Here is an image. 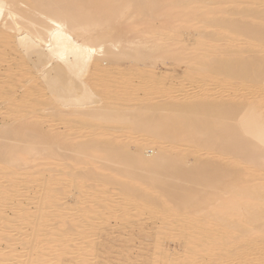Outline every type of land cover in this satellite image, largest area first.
<instances>
[{
    "label": "bare ground",
    "instance_id": "1",
    "mask_svg": "<svg viewBox=\"0 0 264 264\" xmlns=\"http://www.w3.org/2000/svg\"><path fill=\"white\" fill-rule=\"evenodd\" d=\"M137 2L144 13L152 8L141 24L163 16L169 33L194 24L193 39L182 36L164 51L174 64L185 61L179 84H165L169 75L145 67L130 74L143 76L138 83L85 78L89 71L113 73L117 66L110 61L118 55L137 59L129 49L145 51L126 38L138 29L129 25L119 33L124 41L107 50L115 39L108 19L93 9L119 3L124 15ZM65 146L76 155L58 157ZM130 159L133 168L112 169ZM187 172L191 185L178 200L176 190L169 198L170 191L161 192L168 186H161L167 198L158 210L180 219L183 209L199 205L181 217L191 243L185 263L230 264L243 252L247 264L264 261V0H0V182L7 183H0V240L6 245L0 259L60 264L68 254L73 264H99L91 260L97 242L87 238L105 231L110 216H151L144 201L150 187L135 188L126 199L110 188L77 183L130 177L168 185ZM64 181L81 197L72 204L62 201L57 185H37L35 206L20 200L29 184ZM17 241L25 246L21 252ZM42 243L49 248L42 250ZM83 246L94 247L92 258L75 253Z\"/></svg>",
    "mask_w": 264,
    "mask_h": 264
},
{
    "label": "rangeland",
    "instance_id": "2",
    "mask_svg": "<svg viewBox=\"0 0 264 264\" xmlns=\"http://www.w3.org/2000/svg\"><path fill=\"white\" fill-rule=\"evenodd\" d=\"M113 6L114 7H105L102 5H97L93 7V9L95 10L94 12L97 15L99 14V16H102L108 19L106 20V22L108 21L106 23L107 25L106 29L108 30L109 28V30L112 31L110 35L115 39L113 43H109L106 45L107 50L113 49L115 45L119 43L118 41H124L125 37H122L123 34L121 35L122 38L119 39L120 37L119 33H123L122 28L125 29V27L129 25L130 28L132 27L131 30H133V28H138L140 31L136 29V31L130 32V34H128L126 38L135 40L137 43L140 44V47H142L143 50L145 51H140L141 49L140 47H138L140 49H136V48L129 49L130 51L128 52L130 54L129 57L136 56L138 57L137 59L135 58L134 60H127L124 58V55H118L114 57L113 62L110 61L111 65H114V66L116 65L117 66L116 68L119 71H117L116 69L113 73H108V72L103 71L101 73H95V74H93L92 71H89L85 75V78H90L94 76V78H97L103 82L114 81L115 83L121 80L119 78L129 80L128 79L129 77V78H132L133 81L138 83L143 80V76L138 75L137 77H132L130 76V74H134L136 72L139 73L141 68L144 69L145 67V70L147 69L152 70V71L154 70V72L158 75H161V76L169 75L167 76L168 78L166 77V79L164 80L165 84H169L171 81H172V84H179L183 80L182 74L184 72V67L186 66L185 64L183 66L182 63H185V61H182V62L177 61L179 64L177 63L174 64L173 62L176 61L174 57L171 56L172 57L171 58L164 51L167 49H170V44L174 43L175 39L182 38V36H186L187 38L186 41L189 38L193 39L194 36L196 35L195 31H193L194 24H191V23L187 25L184 24L185 26H183V28H180V29L177 28L176 26L177 24H173V26H175L178 31L175 33H172V32L169 33L163 28L164 26L163 23L165 21V19H163L164 18L163 16H160V18L156 20L155 19L152 20L148 18L146 24L140 23V20H141L140 18L142 14H146V16L149 13H150L149 15L152 14V8L146 10V13L143 12L144 10L142 9L143 8L142 2L135 3L131 7V10H129V12L125 13L124 15L121 14L123 11V7H120L119 3H116ZM112 13L114 15H113V18L110 19L109 16ZM132 14H134L133 15L134 17H132ZM177 23L181 24V22H177ZM158 26H161V27L159 29H156V27ZM255 26L256 25L254 24L253 27ZM145 29H148V31L150 32L148 31L145 32L144 31ZM156 42H158V45L159 44L161 45L160 48L155 46ZM150 46L154 47L155 50L150 49ZM174 69L175 71H173ZM117 72L123 74L122 77H120V75H118ZM139 94L146 95V92L144 90H140ZM40 114H45V112L40 111ZM62 125H61L62 129H60L61 131H63V129L65 128V125L63 126ZM116 134L119 135L122 133L116 132ZM75 151H76L75 149L70 150L66 148L65 146L61 149L59 148L56 151V153H58L59 154L58 157H60V154H63V155H74L75 154L76 155ZM152 151L153 149L151 148V151L149 152V154H153ZM118 153L121 154V151H118ZM50 161L55 162V160L53 159H51ZM105 163H109V162H105ZM134 166L135 165L133 163V160L130 159L129 161H127V163L124 162V163L115 164V167L112 169H115L117 173H120L118 171L126 169V167L133 168ZM82 167H83L82 169H84L87 166L84 165ZM65 170L67 169H64V171ZM97 170H99L100 173H103L105 171V169H102V168H99ZM189 173L190 172H187L186 176L183 179L176 180V181L170 180L171 182L169 184L167 183L168 185H166V183L165 184L161 183L159 179H151L145 183L144 180L134 179L130 177L125 178L124 181L114 182V183L103 182V180L98 181L96 179L80 180V183H77L78 187H84V188H87L88 190H92L94 187H99L100 189L103 190V192H105V188H110L114 192L119 194L121 198L125 197L126 199H128L129 197L133 199L132 194H134L133 192H135V188H141L143 186L148 185L150 189L147 192L151 193L149 194L151 195V197L150 198L148 196L144 197L145 199L147 198L144 201L148 202L149 206L152 207V215L148 216L147 214H142L140 216H132L131 215L132 212H131L130 216H127V218L125 219H122V217L110 216L109 222L105 226H103V228H105V231H103L104 230L103 229L101 232L102 234H104V236L97 237L98 235H101L100 233V234H97L96 236H89L87 238V240H92V239L96 240L97 245L95 247L97 248L95 249V252H97V258L93 259L88 254L94 248V247L91 248L90 246L89 247L83 246L79 248L75 253H79L80 255L84 257H91L92 258L91 260L95 261L96 263L98 262L99 264H105V263L106 264L107 263L109 264H186L185 263L186 260L184 258L188 252V248L191 245V243H190V239L184 233V229H183L184 227L182 226L181 217L183 216L182 218H185V217L191 216L192 214L195 213V211H197L196 209H197V206L199 207V205L197 206L195 204L193 206L189 205V207L191 208L190 209L189 207H187L189 211L187 209L185 210L183 209V211H186L184 212L185 214L187 213L189 214L183 215V213H181L182 216H180V219H172L171 217H167V216L162 217L163 215H161V213H159L158 210L161 209V206L163 204L162 201L163 200L165 201L167 198L166 196L164 198V196L160 194L161 192L165 193L163 195H166V192L168 191L169 193L170 191V193L167 194V196L169 197V195H172L171 194L172 190L173 191L176 190L174 192V195H176L174 198H176L177 200L181 198V196L187 192L191 184L186 183L184 179L188 177ZM0 183H2L1 185H5V186L7 184L5 183L4 179H2V182ZM37 185H41V186L43 185L44 187H49L50 185H54V186L57 185V186L62 187L63 193L60 194V197H63L62 201L63 200L67 201V203L71 202L72 204L73 202H75L76 198H81L75 195L77 192L74 188L71 189V187L74 186V184L67 183L66 181L62 183H57V184H54V183L35 184L34 183V184H29V187L31 186L32 187L29 188V190L25 191L24 192L25 194L21 193L19 196L21 197L20 200H22L24 204H29V206L31 205L35 206V203H36L35 199L38 201L37 197L40 195V194L35 193L36 192L35 189ZM161 186H166V187L168 186L169 188L163 187V191L160 192V189L162 190ZM129 188H133V191H131V189ZM1 190H2V186H1ZM151 191L154 192V196H155V197L153 196L154 198H152ZM156 192H158V194H156ZM135 194H137V190ZM3 201L5 200H2L1 202L2 204H3ZM97 201L101 202L100 204L98 203L99 210H100L101 206H104L101 204H104V203L102 202L101 199H98ZM6 202L7 201L4 202L5 204H3L5 205L4 207L6 206L10 207L11 205H8ZM95 202H96L95 200H91L92 204ZM194 206H196V208ZM4 207L3 209H5L4 212H6V214H12V210H11L13 209L11 208L12 206L10 207V209L9 207H7L8 209ZM102 209H104V207H102ZM191 210L193 211L192 213H191ZM103 212L108 214V210L106 211L104 210ZM242 230L240 231V233H238L239 231L237 233L239 235L243 234L245 232V229L242 228ZM245 233L243 235H240V237L242 236V239H241L242 241L245 236ZM195 236L200 238V234H198V232L195 233ZM3 242L4 240H0V244H1L0 248L1 246L2 247L6 246L4 244L5 242L4 243ZM20 242L19 241L14 242L15 248L19 252H21L23 248L25 247L23 246V241H20ZM244 242H245V239H244ZM40 248L44 250L49 247H47L46 244L42 243ZM65 258H64L65 260L61 261L60 264H73L74 261L71 257L68 256V254L65 255ZM0 260L4 261V262L1 261L2 263L0 262V264H15V263L21 264L22 263L21 261L20 263L19 260H15L12 258L7 259L9 261H5L6 259L5 260L0 259ZM232 260H233V263L230 262V264H247V262L245 261L244 252H243V256L240 258L238 257L237 254H235L232 257ZM225 262L227 264V260H225ZM202 263L211 264L210 262H204V261L201 262L200 264ZM44 264H56V263H54L53 261H48ZM252 264H264V261L256 259V260H253Z\"/></svg>",
    "mask_w": 264,
    "mask_h": 264
}]
</instances>
